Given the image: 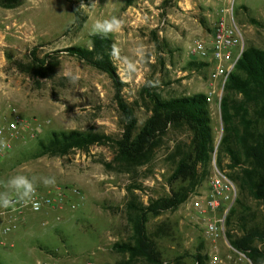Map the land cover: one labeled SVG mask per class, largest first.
I'll return each mask as SVG.
<instances>
[{
	"label": "rangeland",
	"instance_id": "rangeland-1",
	"mask_svg": "<svg viewBox=\"0 0 264 264\" xmlns=\"http://www.w3.org/2000/svg\"><path fill=\"white\" fill-rule=\"evenodd\" d=\"M75 1L80 11L77 22L64 0H23L14 7L0 6V122L15 109L29 123L0 163V192L8 191L6 180L18 174L56 181L49 187L36 184L52 198L53 206L11 215L14 226L0 234V262L196 264V254H202L205 264H264L262 201L230 180L236 199L259 226L260 236L252 244L257 250L254 261L231 247L226 237L214 240L206 235L191 206L192 197L204 191L215 167L223 174L234 171L226 167L229 159L224 154L223 166L216 164L222 134L216 98L207 101L214 135L207 168L199 167L195 180H173L177 161L191 149L187 127L167 124L142 160L124 161L117 151L124 118L112 79L64 51L75 45L90 48V26L98 17L115 16L123 22L120 31L107 35L113 41L110 60L137 131L152 114L151 93L166 100L208 90L209 69L201 62L190 64L187 49L195 39L208 37L218 5L213 0ZM233 17L244 45L264 50V0H235ZM138 45L145 49L142 58L134 52ZM124 61L133 63L135 71L127 72ZM68 130L95 132L103 138L63 154H34L38 142L51 132ZM174 193L184 196L176 207L146 214L145 234L154 245V261L116 247L133 242L129 216L135 209L153 207ZM5 222L0 218V224ZM229 227L242 234L238 216ZM212 254L219 261L211 262Z\"/></svg>",
	"mask_w": 264,
	"mask_h": 264
},
{
	"label": "trees",
	"instance_id": "trees-1",
	"mask_svg": "<svg viewBox=\"0 0 264 264\" xmlns=\"http://www.w3.org/2000/svg\"><path fill=\"white\" fill-rule=\"evenodd\" d=\"M23 0H0L2 7H14ZM70 6L74 22L80 17L79 6L75 0H64ZM113 41L108 36L90 35V48L69 46L64 49L93 67L105 72L112 79L115 98L124 118V129L117 141V151L127 162H138L145 157L148 147L167 124H183L191 133V149L179 159L171 174V179L195 180L197 170H205L214 150V135L210 125L206 96L203 93L160 99L153 93L152 114L142 126L136 129V118L131 107L122 98L115 68L110 60ZM193 66L198 65L191 61ZM201 65V63H200ZM222 134L217 147L216 164L222 165V154L229 162L226 165L229 173H224L229 180L248 193L253 199L264 204V50L255 46H245L234 69L228 75L219 101ZM103 135L89 131L68 130L51 132L46 140L38 142L36 156L44 154H63L71 148H84L89 144L102 141ZM218 166V167H219ZM184 199L183 195L174 193L153 207L135 209L129 219L132 227L133 242L117 244L130 256L141 255L148 261H154L156 251L147 234L144 223L149 211L158 213L161 210L176 207ZM236 199L225 215V237L231 247L243 252L254 261L257 251L253 242L260 236L259 226L249 219L248 209ZM238 205V206H237ZM134 208L130 205V210ZM238 216L240 232L232 231V218ZM206 255L196 254V264H205ZM0 264H2L0 262Z\"/></svg>",
	"mask_w": 264,
	"mask_h": 264
},
{
	"label": "built area",
	"instance_id": "built-area-1",
	"mask_svg": "<svg viewBox=\"0 0 264 264\" xmlns=\"http://www.w3.org/2000/svg\"><path fill=\"white\" fill-rule=\"evenodd\" d=\"M234 1L213 0L218 7L208 37L195 39L187 49L188 56L192 61L201 62L209 69V88L204 94L206 101L216 98L218 106L223 85L244 49L242 31L233 17ZM27 128H29L28 121L15 109L11 111L9 118L0 122V163L4 154L19 137L20 131L28 130ZM30 130L32 131L33 127ZM10 198L14 201L12 206L6 209L0 208V218L6 221L4 224H0L1 233L10 231L14 226L11 220L13 213L22 215L25 210L38 212L54 205L52 198L43 195L38 186H36L35 195L32 197L33 202L39 204L38 209H34L31 203L25 205L19 202L15 195ZM234 198L233 183L216 167L210 175L204 191L196 193L192 197L191 206L195 215L201 221L204 233L212 239L225 237V215ZM6 216L8 218L5 219ZM217 261H219L218 256L212 254L211 262L216 263ZM87 263L92 264L91 261Z\"/></svg>",
	"mask_w": 264,
	"mask_h": 264
},
{
	"label": "clouds",
	"instance_id": "clouds-1",
	"mask_svg": "<svg viewBox=\"0 0 264 264\" xmlns=\"http://www.w3.org/2000/svg\"><path fill=\"white\" fill-rule=\"evenodd\" d=\"M122 21L115 16L107 18L98 17L90 26V35L107 36L110 33L120 31L122 27ZM134 52L137 56L143 57L145 49L143 45H138ZM126 65V71L131 73L135 71V65L128 61H124ZM75 79V77L73 78ZM39 182L45 187L54 186L56 181L54 177H27L25 175H14L8 178L5 182L8 191L0 192V208H9L12 206L14 201L10 198V193L15 195L19 202L25 205L31 203L34 209L39 208V204L33 202L32 197L35 195L36 184Z\"/></svg>",
	"mask_w": 264,
	"mask_h": 264
},
{
	"label": "crops",
	"instance_id": "crops-1",
	"mask_svg": "<svg viewBox=\"0 0 264 264\" xmlns=\"http://www.w3.org/2000/svg\"><path fill=\"white\" fill-rule=\"evenodd\" d=\"M0 234H2V233H0Z\"/></svg>",
	"mask_w": 264,
	"mask_h": 264
}]
</instances>
